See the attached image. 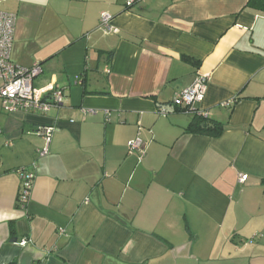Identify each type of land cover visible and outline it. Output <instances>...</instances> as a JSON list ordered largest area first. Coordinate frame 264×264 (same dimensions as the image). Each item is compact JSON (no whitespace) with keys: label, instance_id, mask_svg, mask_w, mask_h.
Returning a JSON list of instances; mask_svg holds the SVG:
<instances>
[{"label":"crops","instance_id":"0c3cea01","mask_svg":"<svg viewBox=\"0 0 264 264\" xmlns=\"http://www.w3.org/2000/svg\"><path fill=\"white\" fill-rule=\"evenodd\" d=\"M247 1L2 2L11 62L39 64L33 86L65 100L46 113L0 100V264H264V11ZM197 76L219 136L185 132L195 113L173 106ZM40 126L54 130L39 157Z\"/></svg>","mask_w":264,"mask_h":264},{"label":"built area","instance_id":"2783aa9c","mask_svg":"<svg viewBox=\"0 0 264 264\" xmlns=\"http://www.w3.org/2000/svg\"><path fill=\"white\" fill-rule=\"evenodd\" d=\"M6 0H0V5ZM142 0H126L127 6H132ZM16 16L14 13L6 12L0 9V77L2 85L0 87V100L6 110H22V111H38V113H46L51 108H57L64 102V91L54 85H47L42 88L33 86L34 78L40 74L41 66L34 63L30 68H22L10 60L12 47V39L14 33ZM112 15L106 12L100 14L98 28L105 34L116 33L117 29L110 23ZM193 83L186 88L177 89L173 94V106L182 109L185 112H199L196 105L203 101L206 93V79L202 76H197ZM83 113H94V110H82ZM159 113L166 114L164 109L159 110ZM207 116V113H202ZM54 127L40 126L34 130V133L44 137L45 145L42 148L36 149L38 156H43L48 151L50 137ZM142 141L136 138L128 142L129 150L141 149ZM19 179V189L17 192V205L24 208L30 199L32 186L34 184L35 172L34 165L23 166L16 170ZM246 175L239 173L237 181L243 183L246 180ZM62 232V231H60ZM27 243L25 239L20 241V245L24 246Z\"/></svg>","mask_w":264,"mask_h":264},{"label":"trees","instance_id":"16d2710c","mask_svg":"<svg viewBox=\"0 0 264 264\" xmlns=\"http://www.w3.org/2000/svg\"><path fill=\"white\" fill-rule=\"evenodd\" d=\"M246 6L264 11V0H248ZM194 113L195 116L185 129V132H195L216 137L223 131L224 127L221 123L205 118L202 113Z\"/></svg>","mask_w":264,"mask_h":264},{"label":"rangeland","instance_id":"374dc122","mask_svg":"<svg viewBox=\"0 0 264 264\" xmlns=\"http://www.w3.org/2000/svg\"><path fill=\"white\" fill-rule=\"evenodd\" d=\"M251 238H253V236L252 237H248L246 240L249 241V239H251Z\"/></svg>","mask_w":264,"mask_h":264}]
</instances>
